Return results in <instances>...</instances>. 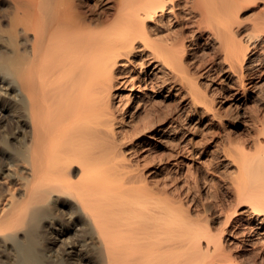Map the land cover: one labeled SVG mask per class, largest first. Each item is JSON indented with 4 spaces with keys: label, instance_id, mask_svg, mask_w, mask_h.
Wrapping results in <instances>:
<instances>
[{
    "label": "bare ground",
    "instance_id": "obj_1",
    "mask_svg": "<svg viewBox=\"0 0 264 264\" xmlns=\"http://www.w3.org/2000/svg\"><path fill=\"white\" fill-rule=\"evenodd\" d=\"M263 79L264 0H0V264H264V130L192 165Z\"/></svg>",
    "mask_w": 264,
    "mask_h": 264
},
{
    "label": "rangeland",
    "instance_id": "obj_2",
    "mask_svg": "<svg viewBox=\"0 0 264 264\" xmlns=\"http://www.w3.org/2000/svg\"><path fill=\"white\" fill-rule=\"evenodd\" d=\"M261 84H264V79L261 81ZM261 88L262 87H257L254 90L247 92V93L251 92L253 94L254 98H252L251 100H249L245 103H241L240 105L239 104L237 105V103H235V101H239L238 99L240 96L239 97L233 96V95H236L234 93L237 92L235 87H229V88H224V90L223 89L218 90L219 92L216 95V96H218V100H217L218 103H217L216 107H218V110L223 115V119L225 121L224 124H221L219 118L212 115L211 113H207V114L202 116L198 110H196V109L194 110V107H192L193 113H194L193 123H195L193 125L194 126L198 125L194 128L195 132L192 134V137L194 139V148L196 151V153H195L196 155H194V158L192 160L193 173L199 172L202 169V165L205 163V161H208L209 157H212L213 155H216V154H217V156H219V158L217 159V161H218L217 166L220 167L219 170L221 171V173H225V170H227V169H232L233 164H231L232 166L227 168V169H226V167H222L223 162L230 161V159L233 158V157L231 158V156H229V157L225 156V154H224L225 151H224L223 147L226 148L229 145L234 146V145L240 144V141L242 142V139L250 140L251 135L253 137L254 135H256V133L259 130H264L263 129L264 124L261 123V122L264 123V103L254 102V99H256L257 95H258V97H259V95L261 98L263 97L264 88H262V90H261ZM258 91L259 92L261 91V92L257 94ZM220 92H221V95H220ZM223 93H225V94L228 93L229 96L223 98L222 100H219L223 96ZM155 100H153V101H155L158 105L160 104V106H162V107L168 106L169 104H172V103H173V105H171V106H174V105L178 106L181 103V101L179 100L177 95H175L173 98H165V99L162 98V96H157V97H155ZM174 102H175V104H174ZM167 103H169V104L167 105ZM255 114H257V115L255 116ZM254 117H257V120L258 121L261 120V122L256 121V123H255ZM259 127L261 129H259ZM255 131H256V133H255ZM229 135H231V137H233V139H234L233 143H229V141H228ZM226 136H227V138H226ZM206 138H208L209 142L211 140H214V139H215V141L213 142L210 153H208L207 155H203V153H200V150H198V149L200 146H202V144L208 142V141L205 142ZM235 138H237V141ZM237 142H239V143H237ZM163 151L165 152L166 150L165 149L161 150L160 152H158V154L164 153ZM153 155H154L153 153L145 151L141 155L142 158H140V159H142V160L151 159L153 157ZM206 157H207V159H206ZM204 159H205V161H203ZM214 161H216V159ZM195 167H196V169L199 168L198 171H196ZM154 170H155V168H152L151 171H154ZM195 191H196V189H195ZM202 193H205V192L202 191Z\"/></svg>",
    "mask_w": 264,
    "mask_h": 264
}]
</instances>
